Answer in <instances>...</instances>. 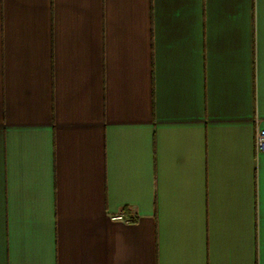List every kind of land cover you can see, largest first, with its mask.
<instances>
[{
  "label": "crops",
  "instance_id": "0c3cea01",
  "mask_svg": "<svg viewBox=\"0 0 264 264\" xmlns=\"http://www.w3.org/2000/svg\"><path fill=\"white\" fill-rule=\"evenodd\" d=\"M257 129L264 0H0V264H264Z\"/></svg>",
  "mask_w": 264,
  "mask_h": 264
},
{
  "label": "built area",
  "instance_id": "2783aa9c",
  "mask_svg": "<svg viewBox=\"0 0 264 264\" xmlns=\"http://www.w3.org/2000/svg\"><path fill=\"white\" fill-rule=\"evenodd\" d=\"M254 145L257 152H264V130H256L254 137ZM110 219L123 223H133L136 221V218L134 216H127L123 212L111 215Z\"/></svg>",
  "mask_w": 264,
  "mask_h": 264
}]
</instances>
